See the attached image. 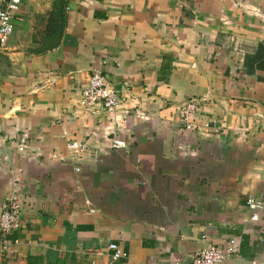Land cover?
<instances>
[{
  "label": "crops",
  "instance_id": "obj_1",
  "mask_svg": "<svg viewBox=\"0 0 264 264\" xmlns=\"http://www.w3.org/2000/svg\"><path fill=\"white\" fill-rule=\"evenodd\" d=\"M12 23L0 214L18 187L22 215L0 264H190L232 239L229 264H264V0H20ZM95 71L112 113L79 108Z\"/></svg>",
  "mask_w": 264,
  "mask_h": 264
},
{
  "label": "built area",
  "instance_id": "obj_2",
  "mask_svg": "<svg viewBox=\"0 0 264 264\" xmlns=\"http://www.w3.org/2000/svg\"><path fill=\"white\" fill-rule=\"evenodd\" d=\"M20 0H0V48L6 46L10 36L13 33V19L19 10ZM79 108L88 114H97L101 111L112 113L119 106V98L116 91L111 87L100 74L93 72L90 76L88 85L81 92L78 102ZM197 101L188 100L178 111V121L186 130L194 128L193 116L196 112ZM114 148H123L124 143L114 141ZM68 150L74 160H82L91 151L86 143L72 142L68 145ZM91 153V152H90ZM92 153H96L92 151ZM78 171V169L76 170ZM20 190L14 188L2 204L0 214V250L9 251V240L7 237L21 226L22 204L20 199ZM246 207L250 212L251 221L256 222L259 219V212L264 210V201L249 197L246 200ZM235 240L228 242L225 250L214 245L195 252L191 258L190 264H229L228 258L234 254ZM109 250L113 251V259H119L123 255L114 244L109 245ZM238 264V263H235Z\"/></svg>",
  "mask_w": 264,
  "mask_h": 264
},
{
  "label": "trees",
  "instance_id": "obj_3",
  "mask_svg": "<svg viewBox=\"0 0 264 264\" xmlns=\"http://www.w3.org/2000/svg\"><path fill=\"white\" fill-rule=\"evenodd\" d=\"M262 48V47H261Z\"/></svg>",
  "mask_w": 264,
  "mask_h": 264
}]
</instances>
